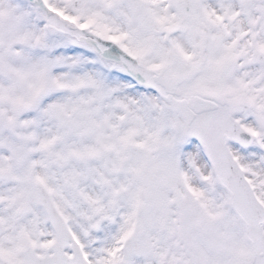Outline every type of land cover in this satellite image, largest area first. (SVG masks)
Wrapping results in <instances>:
<instances>
[{
	"label": "snow or ice",
	"instance_id": "6c2138e0",
	"mask_svg": "<svg viewBox=\"0 0 264 264\" xmlns=\"http://www.w3.org/2000/svg\"><path fill=\"white\" fill-rule=\"evenodd\" d=\"M0 264H264V0H0Z\"/></svg>",
	"mask_w": 264,
	"mask_h": 264
}]
</instances>
